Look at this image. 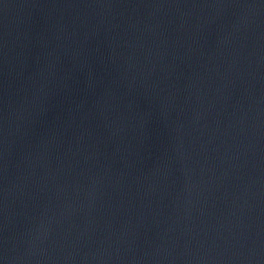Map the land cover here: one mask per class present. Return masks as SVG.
<instances>
[{"label": "water", "instance_id": "obj_1", "mask_svg": "<svg viewBox=\"0 0 264 264\" xmlns=\"http://www.w3.org/2000/svg\"><path fill=\"white\" fill-rule=\"evenodd\" d=\"M0 264H264V0H0Z\"/></svg>", "mask_w": 264, "mask_h": 264}]
</instances>
